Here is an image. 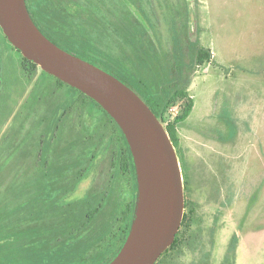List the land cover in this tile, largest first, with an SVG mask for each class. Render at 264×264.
I'll use <instances>...</instances> for the list:
<instances>
[{"label":"rangeland","instance_id":"1","mask_svg":"<svg viewBox=\"0 0 264 264\" xmlns=\"http://www.w3.org/2000/svg\"><path fill=\"white\" fill-rule=\"evenodd\" d=\"M74 1L79 5L69 7L71 22L89 42L87 59L100 68L107 56H132L122 34L135 18L168 52L174 23L183 35L189 17L191 39L213 54L196 69L188 89L193 110L176 127V151L188 178L185 185L183 176L185 224L176 247L156 264H223L235 236L228 264H264V0ZM87 1L98 17L96 26L84 22ZM3 37L0 29V245L15 242L16 232L34 235L58 224L39 193L46 183L45 163L67 166V176L85 170L58 205L109 191L102 215L108 220L132 200L116 128L41 68L34 75L25 71ZM186 104L180 100L168 110L165 128ZM34 200L39 203L22 212L21 206Z\"/></svg>","mask_w":264,"mask_h":264},{"label":"trees","instance_id":"2","mask_svg":"<svg viewBox=\"0 0 264 264\" xmlns=\"http://www.w3.org/2000/svg\"><path fill=\"white\" fill-rule=\"evenodd\" d=\"M27 2L34 22L44 35L70 54L91 62L86 59L84 52L89 48V42L77 35L71 22L74 14L70 12L69 7L79 5V2L74 0L69 2L27 0ZM86 6L82 9L84 22L90 26H96L98 17L94 13L92 3L87 1ZM140 12L148 19L141 8ZM150 26L153 27L152 23ZM184 27L183 35H181L174 23L170 51L162 52L161 45L156 43L149 29L141 20L135 18L133 25L129 29H123L122 34L125 43L132 49L133 57L124 56L122 59H116L107 56L102 61L105 66L101 68L136 92L163 124L166 123L168 110L178 101L187 100L181 116L174 123L166 125V131L176 149L179 147L177 123L185 121L194 107L188 92L189 86L196 69L210 63L213 59L209 49L203 47L199 40L191 39L189 17ZM2 41L4 44L9 43L6 37H3ZM10 46L21 56L23 69L31 75L36 74L39 67L25 59L11 44ZM57 81L61 86H67L77 94L79 93L81 100L92 108L98 109L116 128L123 144L121 148L127 153L128 161L122 173H125L130 180L132 200L128 206L117 210L105 221H102V215L107 206L109 191L95 192L82 202L60 206L59 199L75 189L85 176V170L78 169L72 173L73 175L67 176L66 173L69 171L67 166L54 169L45 163L46 171L42 179L46 183L44 187H40L42 184L39 183V193L46 199L45 211L57 216L58 224L47 232H35L34 235H24L26 231L16 232L12 235L15 242L0 245V264H109L123 248L134 221L138 190L137 174L124 134L109 114L94 100L62 81ZM182 171L185 185H187L188 178L183 164ZM34 203L39 202L34 200L33 204L21 206L24 208L22 212L29 213L28 209L35 207ZM100 221L102 224L98 225ZM85 233L87 236L82 238ZM177 239L178 235L169 249L176 247ZM237 239L236 236L233 238L232 247L229 248L223 264L229 263L234 249L233 244L238 241Z\"/></svg>","mask_w":264,"mask_h":264},{"label":"water","instance_id":"3","mask_svg":"<svg viewBox=\"0 0 264 264\" xmlns=\"http://www.w3.org/2000/svg\"><path fill=\"white\" fill-rule=\"evenodd\" d=\"M0 28L25 59L94 100L121 129L136 167L138 201L129 236L109 264H156L174 244L186 209L179 157L163 123L126 84L44 35L26 0H0Z\"/></svg>","mask_w":264,"mask_h":264},{"label":"flooded vegetation","instance_id":"4","mask_svg":"<svg viewBox=\"0 0 264 264\" xmlns=\"http://www.w3.org/2000/svg\"><path fill=\"white\" fill-rule=\"evenodd\" d=\"M36 1H37V0H36ZM45 1H46V2H49L50 0H45ZM26 2H27V0H26ZM33 2H35V0H33ZM28 5H29V3L27 2V6H28ZM31 6H33V3H31ZM28 9H29V8H28ZM62 49H63V48H62ZM84 52L88 54V55H87V54L85 55L86 59H87L88 57L91 58V55L89 54L90 51H89L88 49H85ZM122 151H123L122 155H124V154L127 155V153H126L125 150L122 149ZM130 151H131V150H130ZM131 154H132V153H131ZM126 159H127V157H126ZM126 159H123V160H124V162L126 161V164H127V161H128V160H126ZM124 164H125V163H124ZM126 164H125V166H126ZM136 174H137V173H136ZM136 196H137V201H138V190H137ZM137 201H136V203H137ZM136 205H137V204H136ZM136 207H137V206H136ZM135 211H136V208H135ZM185 217H186V216H185V214H184V219H183V222H182V226H183V224H185ZM188 219H189V218H188ZM182 226H181V228H182ZM179 232H180V231H179ZM178 234H179V233H178Z\"/></svg>","mask_w":264,"mask_h":264}]
</instances>
